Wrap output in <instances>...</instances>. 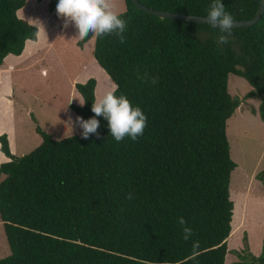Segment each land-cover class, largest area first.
<instances>
[{
  "label": "trees",
  "instance_id": "trees-1",
  "mask_svg": "<svg viewBox=\"0 0 264 264\" xmlns=\"http://www.w3.org/2000/svg\"><path fill=\"white\" fill-rule=\"evenodd\" d=\"M124 1L125 43L115 34L94 37L92 54L119 85L116 95L146 114L144 134L116 142L97 117L99 135L55 139L37 124L41 142L22 155L12 154L7 134H0V150L9 157L0 163V220L10 249L0 264H225L236 166L226 121L240 105L227 81L230 73L248 81L245 98H260L264 122V12L256 23L234 27L229 43L219 45L218 29L207 23L161 18ZM138 1L204 16L211 3ZM57 2L49 0L50 12ZM222 2L241 20L255 14L260 0ZM24 3L0 0V64L8 54L20 55L35 32L17 15ZM145 73L157 83L141 80ZM85 82L75 88L86 103L70 109L88 119L96 80ZM180 217L193 229L188 241ZM255 260L264 264V238Z\"/></svg>",
  "mask_w": 264,
  "mask_h": 264
},
{
  "label": "rangeland",
  "instance_id": "rangeland-1",
  "mask_svg": "<svg viewBox=\"0 0 264 264\" xmlns=\"http://www.w3.org/2000/svg\"><path fill=\"white\" fill-rule=\"evenodd\" d=\"M48 2L25 0L17 10V15L29 23L37 19L43 23L47 41L35 46L26 42L20 55L8 54L0 64V134L8 137L3 129L14 134L10 146L14 155L26 154L40 143L37 124L55 139L81 134L82 129L75 123L78 115L70 109L71 103L80 105L78 99L82 100L76 83L93 77L95 98L114 86L93 57L95 38L79 46L75 28H64L56 8L48 10ZM112 4L116 13L125 11L124 0H112ZM227 88L240 99V105L226 121L230 156L236 166L230 175L233 215L225 264H258L255 257L262 251L264 238V181L260 179L264 172V122L258 111L260 98H245L251 85L233 73L228 75ZM18 132L23 133L22 140L28 139V148L20 144ZM21 150L25 151L17 152ZM9 253L0 220V258Z\"/></svg>",
  "mask_w": 264,
  "mask_h": 264
},
{
  "label": "clouds",
  "instance_id": "clouds-1",
  "mask_svg": "<svg viewBox=\"0 0 264 264\" xmlns=\"http://www.w3.org/2000/svg\"><path fill=\"white\" fill-rule=\"evenodd\" d=\"M56 14L63 21V27H74L75 37L78 41H86L90 36L101 38L109 34H115L118 41L125 43L127 21L113 10L112 0H58ZM205 22L213 29H218L220 35L217 43L225 45L229 43V37L234 29V16L225 8L222 0H211ZM32 27L35 28L33 37L26 38L27 43L34 46L47 41V33L41 21L34 20ZM141 80L150 79L152 84L157 83L158 78H148L147 73L139 77ZM86 86V82H83ZM119 85H114L102 96L97 97L91 104L94 114L88 119L77 116L75 123L82 129L81 136L88 139L90 135H99L100 121L97 117H103L107 121L109 136L116 142L123 141L126 137L135 141L143 136L147 127V116L139 106H133L124 94L116 95ZM84 106L86 99H78ZM72 99L69 103H71ZM68 103V104H69ZM131 199V195L128 196ZM182 232V239L188 241L193 236V229L187 226L183 217L178 219ZM191 259L195 260L199 255V242L194 241Z\"/></svg>",
  "mask_w": 264,
  "mask_h": 264
},
{
  "label": "water",
  "instance_id": "water-1",
  "mask_svg": "<svg viewBox=\"0 0 264 264\" xmlns=\"http://www.w3.org/2000/svg\"><path fill=\"white\" fill-rule=\"evenodd\" d=\"M131 1L137 6L138 9L145 11L149 14H153L155 16L161 17V18H172V19H179V20H185V21L206 23L205 22L206 18L204 15L183 14L180 12H171V11H166V10L152 9L148 7L147 5L140 3L138 0H131ZM263 12H264V0H260L258 9L255 12V14L249 19L235 20L234 26L235 27L250 26L256 23L260 19Z\"/></svg>",
  "mask_w": 264,
  "mask_h": 264
},
{
  "label": "crops",
  "instance_id": "crops-1",
  "mask_svg": "<svg viewBox=\"0 0 264 264\" xmlns=\"http://www.w3.org/2000/svg\"><path fill=\"white\" fill-rule=\"evenodd\" d=\"M8 66L12 67L13 65H12L11 63H9ZM237 108H238V107H237ZM3 131H6V132L8 133V137H7V138L9 139V143H10L9 146H11V141H12V139H13V137H14V134L11 133V132H9V131L6 130V129H3ZM36 133H37V132H36ZM18 134H19V136L21 137V139H19L20 144H21L24 148H28V147L31 145V144L28 142V139L25 138V139L22 140L23 133H22V132H18ZM38 135H39V134H38ZM39 137H40V135H39ZM40 142H41V137H40ZM24 151H25V150H21V151H17V152H19L20 154H22ZM7 160H9V158L6 157L5 155H3V152L0 150V163H1V162H4V161H7Z\"/></svg>",
  "mask_w": 264,
  "mask_h": 264
}]
</instances>
